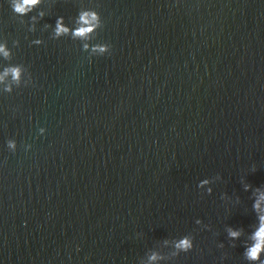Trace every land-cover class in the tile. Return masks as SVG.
I'll return each mask as SVG.
<instances>
[{"label":"water","instance_id":"95a60500","mask_svg":"<svg viewBox=\"0 0 264 264\" xmlns=\"http://www.w3.org/2000/svg\"><path fill=\"white\" fill-rule=\"evenodd\" d=\"M21 2L0 0V264H264V0Z\"/></svg>","mask_w":264,"mask_h":264},{"label":"clouds","instance_id":"9594fccd","mask_svg":"<svg viewBox=\"0 0 264 264\" xmlns=\"http://www.w3.org/2000/svg\"><path fill=\"white\" fill-rule=\"evenodd\" d=\"M40 3V0H22L21 3L16 4L15 11L20 14H27V12L34 8L36 5ZM79 27L76 28L74 31L71 32L73 38H80V39H88L90 34L94 32L95 28L98 27V16L95 12H83L80 14L78 20ZM70 29L65 27L63 24V20H58L56 25V36L60 37L62 35L69 34ZM88 45L85 44V50L88 49ZM93 52H100L101 54L109 52V48L106 46H96L92 49ZM0 52H3L5 56L8 53L5 51L4 48H0ZM8 72H5L7 75ZM11 74L14 79L19 80L20 78V70L18 68L11 69ZM3 80V77H0V81ZM10 91V89H8ZM9 147L13 150L16 148L15 143L10 142ZM260 201H264V194L260 196ZM260 201H257L255 204V208L257 211H260ZM260 227L255 232L253 239L256 243L247 250V258L249 260H258L262 251H264V216L260 217ZM230 236L232 238H239L240 233L236 231H231ZM177 248L182 249L185 252H188L193 248V243L189 239L181 240L177 245ZM153 260L156 259L155 256L152 257Z\"/></svg>","mask_w":264,"mask_h":264}]
</instances>
